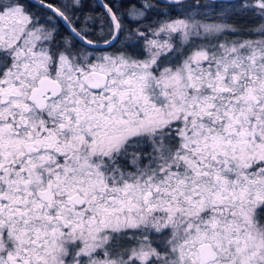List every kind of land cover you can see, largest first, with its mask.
Returning a JSON list of instances; mask_svg holds the SVG:
<instances>
[{"label": "snow or ice", "instance_id": "obj_1", "mask_svg": "<svg viewBox=\"0 0 264 264\" xmlns=\"http://www.w3.org/2000/svg\"><path fill=\"white\" fill-rule=\"evenodd\" d=\"M0 264H264V0H0Z\"/></svg>", "mask_w": 264, "mask_h": 264}]
</instances>
